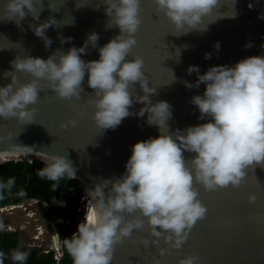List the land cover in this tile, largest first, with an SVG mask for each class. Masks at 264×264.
<instances>
[{"label":"clouds","instance_id":"9594fccd","mask_svg":"<svg viewBox=\"0 0 264 264\" xmlns=\"http://www.w3.org/2000/svg\"><path fill=\"white\" fill-rule=\"evenodd\" d=\"M152 3L180 35L204 30L198 26L218 5V0H152ZM140 4L141 0H104L105 14L111 27L119 29V35L98 49L97 60L82 59L89 47L97 46L98 34L91 32L82 46H72L66 52L57 49L46 59L16 57L10 62L14 72H26L33 79L19 84L12 75L11 83L0 86V120L14 117L23 124H31L35 109L30 106L37 103L45 88L60 99L79 100L87 75V86L95 97L92 120L99 134L115 129L123 119L133 115L130 108L134 103L144 105L135 115L143 117L147 113L146 123L162 133L132 145L125 172L96 184L88 193L89 200L83 191V221L77 224L70 238L63 239L72 264H111L115 246L129 238L134 230L143 229L145 224L154 238L151 242L142 238L140 243L145 247L162 241L167 248L180 249L194 224L203 219L207 211L198 199L194 182L206 191L229 185L237 188L249 166L264 165V55L241 59L232 66H211L203 74L198 66L190 65L187 73H196L197 79L186 86L198 89L200 84L205 85L203 93L192 96L190 103L198 109V119L206 122L169 134L172 106L163 100L151 103L150 97L156 88L149 87L143 59L127 58L137 44ZM42 10L43 0H6L0 21L14 20L19 25L28 15L39 20ZM259 18L264 19V15ZM56 25L57 21L50 16L29 28L47 49L52 40L45 34L46 30ZM71 40L72 37H65L61 43ZM214 47L219 50V42ZM210 58L211 53H205V59ZM41 81L46 83L42 85ZM137 83L142 96L134 95ZM75 123L69 119L60 127L75 126ZM2 140L0 137V142ZM184 153L194 155L186 159ZM6 154L0 152V158ZM38 175L56 182L52 185L54 191L64 177L74 179L76 169L64 156L47 155ZM14 184L15 178L10 177L0 182V191ZM255 199L254 195L249 196V203ZM48 224H54L51 228L57 237L54 221ZM0 227L14 229L3 220ZM58 244L60 247L59 240ZM166 250L159 248V255L164 256ZM28 256V252L21 250L10 254L14 264H25ZM0 264H3V253H0ZM153 264L160 261L154 260ZM178 264H199V258L185 256Z\"/></svg>","mask_w":264,"mask_h":264},{"label":"water","instance_id":"95a60500","mask_svg":"<svg viewBox=\"0 0 264 264\" xmlns=\"http://www.w3.org/2000/svg\"><path fill=\"white\" fill-rule=\"evenodd\" d=\"M5 3L6 0H0V18ZM105 7L104 0H43L39 20L28 15L19 25L14 20L0 21V86L11 83L12 75L19 84L33 79L26 72H14L10 62L16 57L46 59L57 49L66 52L72 46H82L91 32L98 34L97 46L89 47L82 59L97 60L98 49L119 35V29L111 27ZM261 15H264V0H218V5L198 26L204 30L178 35L164 14L157 12L152 0H141V22L135 34L137 44L127 58L143 59L149 87L156 88L150 97L151 103L163 100L172 106L169 134L206 122L198 119L199 111L190 103L191 97L202 94L205 88L204 84L198 89L186 86L197 79L196 73H187L190 65L198 66L203 74L211 66H232L241 59L264 55ZM50 16L57 25L46 30L45 34L52 40L46 49L29 25H38ZM65 37L72 40L61 43ZM216 42L220 44L219 50L214 47ZM205 53H211V58L205 59ZM86 81L87 75L79 100L60 99L45 88L37 103L30 106L35 109L31 124H23L14 117L0 120L3 138L0 152L7 153L0 158V164L20 158L45 160L47 155L64 156L76 169L75 177L80 180L87 198L86 188L92 191L96 184L120 177L125 172L132 145L162 133L146 123L147 113L143 117L135 115L144 105L134 103L130 108L133 115L123 119L115 129L99 134L92 120L95 97L90 94L92 89ZM134 95H143L138 83ZM69 119L76 121L75 126L61 128ZM184 155L189 159L194 154ZM245 171L246 176L237 188L229 185L206 191L194 182L198 199L207 211L194 224L180 249L167 248L162 241L145 247L140 243L142 238L150 242L154 239L145 224L143 229L134 230L129 238L115 246L111 264H153L154 260L160 264H178L189 255H196L199 264H264V165L254 164ZM253 195L256 199L249 203V196ZM159 248L167 249L164 256L159 255ZM3 258L14 263L4 253Z\"/></svg>","mask_w":264,"mask_h":264},{"label":"trees","instance_id":"16d2710c","mask_svg":"<svg viewBox=\"0 0 264 264\" xmlns=\"http://www.w3.org/2000/svg\"><path fill=\"white\" fill-rule=\"evenodd\" d=\"M44 166L45 160L38 157L30 160L20 158L0 164V182H6L10 177L15 178V184L11 188L0 191L2 197L0 209L21 206L30 201L43 203L46 207L44 218L46 221H54L57 228L60 256L57 257L54 249H44L38 245L21 249L22 232L16 229L0 230V252L10 256L14 250L26 251L29 256L25 264H72V258L63 245V239L70 238L76 231L77 224L83 221L84 190L78 178L71 180L64 177L53 191L52 185L56 182L38 175ZM3 264L14 263L3 258Z\"/></svg>","mask_w":264,"mask_h":264},{"label":"rangeland","instance_id":"374dc122","mask_svg":"<svg viewBox=\"0 0 264 264\" xmlns=\"http://www.w3.org/2000/svg\"><path fill=\"white\" fill-rule=\"evenodd\" d=\"M88 206L89 211V203ZM45 211L46 207L43 203L30 201L18 207L4 209L0 212V217L4 224L22 232L21 249L38 245L44 249L52 247L59 251L57 237L53 235L51 228L54 224H48L44 218Z\"/></svg>","mask_w":264,"mask_h":264},{"label":"bare ground","instance_id":"6f19581e","mask_svg":"<svg viewBox=\"0 0 264 264\" xmlns=\"http://www.w3.org/2000/svg\"><path fill=\"white\" fill-rule=\"evenodd\" d=\"M91 190L90 189H88V188H86V193H87V195H88V193L90 192ZM88 198L90 199V197L88 196ZM88 199V200H89ZM91 206V205H90Z\"/></svg>","mask_w":264,"mask_h":264},{"label":"built area","instance_id":"2783aa9c","mask_svg":"<svg viewBox=\"0 0 264 264\" xmlns=\"http://www.w3.org/2000/svg\"><path fill=\"white\" fill-rule=\"evenodd\" d=\"M0 229H1V227H0ZM55 251L57 253V257L60 256V252L58 250H55Z\"/></svg>","mask_w":264,"mask_h":264}]
</instances>
